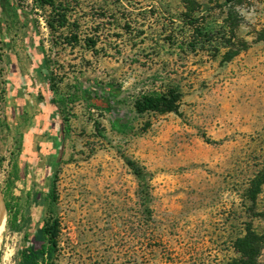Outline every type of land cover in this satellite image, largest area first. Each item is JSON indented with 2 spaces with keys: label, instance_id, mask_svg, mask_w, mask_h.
Listing matches in <instances>:
<instances>
[{
  "label": "rangeland",
  "instance_id": "obj_1",
  "mask_svg": "<svg viewBox=\"0 0 264 264\" xmlns=\"http://www.w3.org/2000/svg\"><path fill=\"white\" fill-rule=\"evenodd\" d=\"M121 1L132 32L88 0L95 51L51 54L62 91L122 86L107 111L70 105L64 134L44 22L32 0L0 1V264L37 249L49 217L53 264H239L247 246L264 264V0ZM156 76L180 86L178 110L138 116L132 100Z\"/></svg>",
  "mask_w": 264,
  "mask_h": 264
},
{
  "label": "trees",
  "instance_id": "obj_2",
  "mask_svg": "<svg viewBox=\"0 0 264 264\" xmlns=\"http://www.w3.org/2000/svg\"><path fill=\"white\" fill-rule=\"evenodd\" d=\"M2 1V0H0ZM20 3V0H18ZM185 5L191 3V0H180ZM238 0H228L234 2ZM4 2V0H3ZM32 8L29 12L33 15H38L42 18L45 29L48 33V42L50 45V54H47L41 40L39 50L44 57V68L47 72L46 80L48 88L52 97V104L57 108L60 117L61 125L64 123V128L61 133H68L69 124L68 119L62 118L63 114H67V109L70 105L76 103H85L86 107L90 110L107 111L112 105L113 97L120 94L122 86L120 84H106L100 85L95 88H84L81 83L73 86V89L62 91L59 88V82L62 81L63 76H59L57 69H64L52 62L51 54L58 53L64 50L66 46L74 49L77 46L84 45V51H95L97 44L101 40V35L98 34L99 24L94 26L93 33L83 30V27H88V23H92V18H86L84 6H94V2L88 0H32ZM103 6L99 5L100 10L103 11V16L109 28H121L122 30H131L132 19H130V12L123 6L121 0H104ZM18 4V3H17ZM36 11V12H35ZM40 12V14L38 13ZM36 13V14H34ZM89 20V21H88ZM33 24H38V20H32ZM30 22V21H29ZM197 24V19L188 20V25L193 26ZM108 28V29H109ZM86 29V28H84ZM105 28V30H108ZM91 30V29H90ZM197 30V28H196ZM131 32L129 35L131 36ZM128 33V32H127ZM118 37L117 34H112L108 30L105 34V41L108 39ZM140 36V31L135 32L131 37ZM191 48H195L190 46ZM82 72V70H81ZM103 92V94H98ZM182 97V91L178 84L173 80L164 77H154L151 85L143 88L134 96L132 100V110L138 115L142 116L147 113L154 114H167L176 113L179 107V102ZM54 187H52V190ZM54 199V197L52 198ZM8 213V226L9 229L18 232L20 226L18 224L19 209L13 208L11 204L5 199V207ZM5 211V212H6ZM40 239L42 243L36 249L29 242V246L24 252L21 253L19 264H53L55 253L57 252V238L59 233V223L55 218L49 217L46 219L39 230ZM255 242V241H253ZM253 244V243H252ZM244 261L239 264H258L256 262L257 250L255 247H245L242 252Z\"/></svg>",
  "mask_w": 264,
  "mask_h": 264
},
{
  "label": "bare ground",
  "instance_id": "obj_3",
  "mask_svg": "<svg viewBox=\"0 0 264 264\" xmlns=\"http://www.w3.org/2000/svg\"><path fill=\"white\" fill-rule=\"evenodd\" d=\"M1 199V198H0ZM2 201V200H1ZM3 203V202H2ZM0 205H1V203H0ZM4 205V204H3ZM6 221V220H5ZM4 227H5V225L4 226H0V238H1V235H2V232H3V230H4Z\"/></svg>",
  "mask_w": 264,
  "mask_h": 264
}]
</instances>
